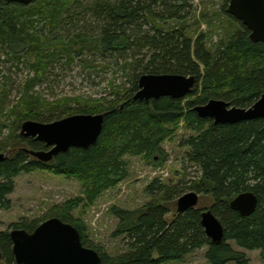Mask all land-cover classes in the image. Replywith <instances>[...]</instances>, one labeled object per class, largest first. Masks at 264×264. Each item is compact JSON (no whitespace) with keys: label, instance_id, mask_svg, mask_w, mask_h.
I'll list each match as a JSON object with an SVG mask.
<instances>
[{"label":"trees","instance_id":"trees-1","mask_svg":"<svg viewBox=\"0 0 264 264\" xmlns=\"http://www.w3.org/2000/svg\"><path fill=\"white\" fill-rule=\"evenodd\" d=\"M81 2L35 0L29 6L0 2V54L17 63L24 60L33 74L23 85L17 107L8 114L15 118L16 128L0 142V153H8L0 162V208H9L7 196L13 192L18 175L45 171L82 182V196L64 203L51 218L74 226L82 245L96 251L102 264L178 263L203 248L208 264H248L246 256L229 242L245 251H258L264 260V120L214 124L193 112L195 106L209 100H222L236 108L252 106L264 94V42L252 43L248 30L227 10L225 15L237 27L214 49L206 46L202 36L193 41L180 30H163L170 21H182L186 0H86L84 8ZM87 20L95 27L85 25ZM91 54L103 62L119 63L129 87L111 83L108 97L65 96L50 103L34 93L53 63L63 58L70 67L79 59L84 69L93 68L94 62L83 59ZM142 75L194 76L196 82L183 99L133 101ZM95 114L105 115L95 145L70 148L48 163L24 151L46 147L19 135L23 122L50 123ZM181 124L194 134L184 145L199 177L183 188L154 181L146 189L149 201L141 208H111L118 221L112 237L123 238V253L109 256L92 246L85 226L73 219L71 212L81 205H94L101 194L127 178L124 157L148 160L162 153L161 144ZM187 190L210 196L209 210L223 228L220 243L206 237L202 210L190 209L169 218L168 206ZM244 192L253 193L258 200L249 217H241L230 208V202ZM44 221L22 220L12 229L31 233ZM0 264H15L9 231L0 232Z\"/></svg>","mask_w":264,"mask_h":264},{"label":"rangeland","instance_id":"rangeland-1","mask_svg":"<svg viewBox=\"0 0 264 264\" xmlns=\"http://www.w3.org/2000/svg\"><path fill=\"white\" fill-rule=\"evenodd\" d=\"M85 1L81 2L82 8L86 5ZM227 5L228 0H186L185 7L181 10L182 21H170L162 29L180 30L193 41L202 36L206 46L214 49L227 40L237 27V24L230 23L224 13ZM85 25L95 27L90 20ZM83 59L94 62V67L84 69L79 59H75L70 67L64 64L63 58L53 63L46 79L41 85H36L34 93L50 103L65 96H83L96 100L108 97L111 83L114 87H129V79L119 69V63L103 62L98 55L92 54ZM28 61L33 62L31 57ZM32 75L24 60L17 63L12 57L0 54V142L10 137L16 128L15 118L8 114L17 107L23 85ZM19 131L20 129L18 133ZM192 135L193 132L187 131L181 124L176 133L161 144L162 153L153 154L148 160L142 157H124L128 163L127 178L101 194L94 205H81L71 212L72 218L85 226L92 246L109 256L123 253L126 250L123 238L112 237L118 221L111 214V208L128 211L141 208L149 201L146 189L154 181L183 188L199 177L198 168L188 161L189 149L184 145ZM13 183L14 190L7 196L9 208H0V232L13 230L12 225L22 220H47L64 203L82 196L83 191L82 182L75 177L55 176L45 171L20 174ZM189 192L191 191H183L182 195ZM177 199L168 206L171 211L169 218L177 213ZM211 204L210 196L198 194L196 209L209 210ZM229 244L235 251L246 256L248 264H264L258 251L249 252L232 242ZM205 252L206 248H203L187 256L182 262L167 264H208Z\"/></svg>","mask_w":264,"mask_h":264},{"label":"water","instance_id":"water-1","mask_svg":"<svg viewBox=\"0 0 264 264\" xmlns=\"http://www.w3.org/2000/svg\"><path fill=\"white\" fill-rule=\"evenodd\" d=\"M7 4L29 6L35 0H0ZM228 14L240 22L249 32L252 43L264 42V0H229ZM194 76L142 75L138 79V90L133 101H149L161 97L183 99L194 86ZM200 119H210L214 124H236L243 121L264 120V94L249 108L230 107L222 100H209L193 108ZM104 114L73 115L50 123L25 121L19 135L32 138L45 145L46 150L24 151L37 161L48 163L59 153L70 148L86 149L96 144L104 123ZM0 153V162L7 159ZM257 197L244 192L230 202L231 210L241 217L251 216L257 208ZM198 194L189 192L177 199V214L195 209ZM201 226L212 243L223 239V228L210 210L201 213ZM15 264H102L99 254L82 245L79 231L57 218L40 223L31 233L21 229L9 231Z\"/></svg>","mask_w":264,"mask_h":264},{"label":"flooded vegetation","instance_id":"flooded-vegetation-1","mask_svg":"<svg viewBox=\"0 0 264 264\" xmlns=\"http://www.w3.org/2000/svg\"><path fill=\"white\" fill-rule=\"evenodd\" d=\"M4 154H6V155H7L8 153H4Z\"/></svg>","mask_w":264,"mask_h":264}]
</instances>
